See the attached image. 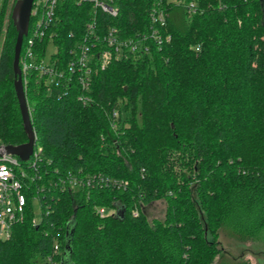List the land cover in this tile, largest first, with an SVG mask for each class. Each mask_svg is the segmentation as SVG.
I'll use <instances>...</instances> for the list:
<instances>
[{"label": "trees", "instance_id": "16d2710c", "mask_svg": "<svg viewBox=\"0 0 264 264\" xmlns=\"http://www.w3.org/2000/svg\"><path fill=\"white\" fill-rule=\"evenodd\" d=\"M14 2L0 0V144L27 140L13 85ZM157 3L120 0L119 16L102 19L130 33ZM159 4L170 39L97 67L90 103L78 101L76 89L48 90L36 73L29 79L41 178L28 168L24 217L0 237V264H259L247 255L257 251L232 252L221 237L264 239V0ZM60 6L55 41L67 57L68 32L89 4ZM78 170L128 185L48 184ZM42 182L35 221L31 197ZM158 199L164 214L152 217L148 205ZM119 205L122 217L97 210Z\"/></svg>", "mask_w": 264, "mask_h": 264}, {"label": "built area", "instance_id": "2783aa9c", "mask_svg": "<svg viewBox=\"0 0 264 264\" xmlns=\"http://www.w3.org/2000/svg\"><path fill=\"white\" fill-rule=\"evenodd\" d=\"M67 0H33L27 34L23 37L19 65L23 85L28 83L32 73H36L37 81L42 82L48 90L57 89L59 96L67 95L76 89L78 101L90 103L93 98L91 89L92 74L97 67L103 69L112 59L138 57L149 53L152 46H161L170 39L166 30L165 7L153 4L147 10L143 27L125 33L122 26L102 19V15L115 19L120 14V0H72L76 4L88 3L87 18L75 30H69L71 42L64 48L67 57L58 53L59 46L55 38L59 35V9ZM53 49L48 53L47 47ZM64 50V51H65ZM48 53V54H47ZM48 55V57H47ZM119 111L114 108L110 115V124L118 127ZM5 144H0V237H8L11 226L24 217L27 195L24 184L27 183L28 168L36 169V181L39 173V153L34 149L27 160L7 152ZM35 156L32 158V156ZM33 179V177H31ZM60 185L64 188L111 186L125 188L128 180L109 176L101 172L83 174L81 170L68 172L48 184ZM42 182L36 187L38 192L44 189ZM100 214L113 213L116 207L98 206ZM137 211H134L135 215ZM59 243L54 242L53 251L59 250Z\"/></svg>", "mask_w": 264, "mask_h": 264}, {"label": "water", "instance_id": "95a60500", "mask_svg": "<svg viewBox=\"0 0 264 264\" xmlns=\"http://www.w3.org/2000/svg\"><path fill=\"white\" fill-rule=\"evenodd\" d=\"M32 3L33 0H15L11 10L13 24L15 25L17 31L12 60L14 72L13 85L23 122V127L27 134V140L18 144H5L4 149L9 153L17 155L22 160L29 159L34 151L36 143V134L33 128L30 109L27 102V97L22 81L21 69L19 65L21 45L23 37L27 34L28 31ZM124 212V206L119 205L116 208L115 215L122 217L124 215Z\"/></svg>", "mask_w": 264, "mask_h": 264}, {"label": "rangeland", "instance_id": "374dc122", "mask_svg": "<svg viewBox=\"0 0 264 264\" xmlns=\"http://www.w3.org/2000/svg\"><path fill=\"white\" fill-rule=\"evenodd\" d=\"M53 49L51 45L47 47L48 53ZM47 53V54H48ZM48 57V55H47ZM33 76V73L30 75L29 79ZM34 79V78H33ZM33 84L31 82L27 83L24 87L27 102L30 101L29 109L31 114V103H32V90H33ZM164 208H165V202L162 199H158L153 201L148 205V212L150 216L152 217H161L164 214ZM31 210L33 212L34 220L39 221L41 218V204L39 199L36 197V195H33L31 197ZM221 240L223 241L224 245L232 252H238L242 247L248 246L251 250L257 251L256 254H253L251 252H248L247 255L251 256L252 260L259 264H264V239L259 238L252 242H246V245H243L232 238L222 236ZM249 249V250H250Z\"/></svg>", "mask_w": 264, "mask_h": 264}]
</instances>
